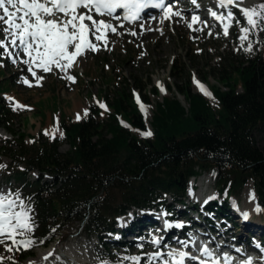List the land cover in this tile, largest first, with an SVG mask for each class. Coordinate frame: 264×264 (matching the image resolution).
Segmentation results:
<instances>
[{"label":"trees","instance_id":"obj_1","mask_svg":"<svg viewBox=\"0 0 264 264\" xmlns=\"http://www.w3.org/2000/svg\"><path fill=\"white\" fill-rule=\"evenodd\" d=\"M232 34L235 38L237 28ZM251 42V51L219 55L216 65L207 66L225 87L208 84L217 111L194 91L189 75L185 86L176 85L187 108L174 93L156 101L141 95L151 105L148 122L126 80L107 99L110 111L92 104L81 122L60 120L62 137L48 139L39 131L36 141L27 143V135L12 130L9 111L0 104V126L12 135L0 156L23 165L8 177L20 185L34 224L30 248L6 252L0 245V256L23 264L37 250L63 243L72 228L104 243L101 232L112 229L115 217L132 206L158 204L166 194L180 200L189 180L202 172L211 175L218 191L204 205L216 217L229 216L230 197L239 196L248 183L264 207V41L252 37ZM173 68L174 73L175 63ZM134 87L139 93L145 88L140 82ZM149 92L158 94L154 86ZM148 123L152 135L145 137L140 133L150 131ZM61 139L69 144L67 152L58 150ZM33 168L37 177H27Z\"/></svg>","mask_w":264,"mask_h":264},{"label":"rangeland","instance_id":"obj_2","mask_svg":"<svg viewBox=\"0 0 264 264\" xmlns=\"http://www.w3.org/2000/svg\"><path fill=\"white\" fill-rule=\"evenodd\" d=\"M247 1L249 6L264 3V0ZM178 11L181 13L180 17L175 16L164 20L160 16L143 30L141 28L135 30L118 28L114 34L109 32L107 48L101 46L99 51H86L84 55L77 58L73 67L68 70L67 75L75 78L74 83L65 78V73H60L58 70L46 74L37 69V75L42 76L43 79L39 86H36L35 80L26 70L27 66L21 64L19 59L13 65V58L0 57V104L9 111L7 118L12 130L27 135L25 138L27 143L36 141L39 131L44 133L47 131L45 135L48 139L62 137L63 134L60 129L62 118L80 122L85 118L84 110L92 104L99 107L103 103L106 107L100 108L110 111L108 105L105 104L107 99L110 101L120 90V87L124 86L126 80L130 82L129 89L132 90L133 95L139 96L140 102L145 105L146 112L143 113L147 121L151 118V105H146L142 101L141 95L156 101L165 95L174 93L181 104L187 108L188 105L184 97L177 93V84L185 86L186 78L192 75V87L195 92L204 94L196 86V80L205 84L208 93L207 85L209 83L217 84L225 89L224 85L219 80L217 81L216 76L212 72H208L207 66L216 65L220 60L219 55L231 52L233 55L240 56L242 53L249 52L245 51V48L248 47L252 37L264 41V30H262L264 23L256 31L247 33L246 40L239 42L238 39L224 35L219 29L201 30V26H193V29H200L199 31L189 29L187 25L190 21V13L186 12V8H181ZM235 11L240 23H237L236 20L230 21V32L235 27H240V29L243 26L248 27L239 11ZM131 32L137 34L132 35ZM0 39H3L2 32H0ZM251 47L253 49V42H251ZM174 63L176 70L173 73ZM22 77L28 78L33 86L28 87L21 83ZM137 82L142 83L145 87L140 90V93L134 87ZM152 86L157 88V95L150 96L149 90ZM204 96L210 99L214 110L217 111V104L211 95L204 94ZM7 97H12L15 103L25 107L14 111L13 104L8 102ZM75 103L80 104L79 109L75 108ZM78 113L81 115L80 120L76 119ZM2 130L7 132L0 126V133ZM7 133L5 137L0 135V147L12 141V135ZM69 148L65 139L59 141L58 150L60 152H67ZM0 165H4V167H0V188L13 193L19 192L25 206L32 209L25 201L19 184L7 177L8 171L17 168L18 165L11 162L6 156H0ZM19 166L21 167V165ZM194 182L195 186L192 192V180H189L181 201H172L173 199L169 194L165 195L166 198H163L164 200L160 204L162 206L170 204L172 211L169 215L175 213L176 218L179 216L176 215L177 205H184L187 208L188 204H198L203 199L205 200L208 195H217L218 191L209 173L198 174ZM253 191L252 184L248 183L239 196L232 195L230 198L238 203V208L247 210L255 223L264 225V207L257 205ZM159 200L161 199L157 201ZM145 208L150 211L154 209L150 205L141 208L132 206L114 219L113 227L118 229L121 221L137 217ZM32 214L31 211L29 215L32 217ZM205 214L212 217L211 213H204L201 216ZM250 220L252 219L250 218ZM219 221L216 218L213 222L219 223ZM70 231L63 243L58 241L52 243L48 248L39 249L36 255L28 258L24 264H104V262H108V264H131L130 261L122 260L124 256H141V264H147L146 257H143L141 252L138 253L136 247L143 245L145 248H153L155 244L149 240L160 238L157 231L152 232L140 243L134 245L129 243L131 237L128 236L123 238L124 245L116 246L108 237L107 230H101L104 244H100L97 238L84 237L82 234L74 232V228ZM214 236L216 237V233ZM50 248H53V252H51L53 255L48 260L36 259L39 252Z\"/></svg>","mask_w":264,"mask_h":264},{"label":"snow or ice","instance_id":"obj_3","mask_svg":"<svg viewBox=\"0 0 264 264\" xmlns=\"http://www.w3.org/2000/svg\"><path fill=\"white\" fill-rule=\"evenodd\" d=\"M192 2L195 3V0ZM218 2L221 8L231 6L232 9L238 10L246 21L248 27L241 28L245 34L240 37L241 40H246L247 33L256 31L264 23V3L245 6V0H218ZM149 7L163 10L164 19L181 16L179 11H173L167 6L164 0H0V32L3 33V39H0V50H2L0 57L6 56L9 59L15 57L12 59L13 63L19 59L23 65L27 66L26 70L35 80L36 86H39L43 79L42 76L37 75V69L46 74L58 70L60 73H65V78L74 83L75 78L67 75V72L73 67L77 58L84 55L86 51L96 52L101 46L107 48L108 33L117 32V26L95 17L119 20L121 17L116 13L118 9H121L124 12L122 19L131 23L138 21L141 11ZM210 14L217 20H236L240 23L232 10L227 12L226 17L217 15L215 11ZM198 22L203 21L199 16L193 15L187 26L193 29V25ZM143 28L144 25L141 24V29ZM193 30L199 31L200 29ZM131 34L136 35L137 33L131 32ZM224 35H228V25L224 26ZM251 50V42H249L245 51ZM20 82L28 87L33 86L28 78L22 77ZM201 91L205 95H210L202 86ZM6 99L13 104L14 111L25 107L15 103L12 97ZM136 102L140 111L146 112V107L140 102L139 96H136ZM99 107L105 108L106 106L101 103ZM87 116L88 110L85 109L84 117ZM76 119H81L79 113ZM140 134L145 137L152 135L150 131H142ZM256 210L259 211V209ZM31 211L32 209L25 206L19 192L13 193L0 188V245L4 246L6 252L27 250L33 245L34 241L28 235L34 229V224L31 222L32 217L29 215ZM244 218L247 219L246 213ZM166 226L170 227V225ZM160 242L158 239L152 241L156 245ZM181 243L185 246L187 244V242ZM138 247L142 248L143 245H138ZM199 252V257L190 255L186 251L170 252L168 255L170 257L179 256V260H175L173 264H185L186 259L198 261V264H220L219 258H213V252L207 247H201ZM52 255L53 253L49 252L43 259L48 260ZM161 255L159 251L147 254V264H158ZM5 260L14 264L13 257L0 256V264H4ZM122 260L130 261L131 264H141L142 257L124 256ZM223 261L224 264H232L227 255L223 257ZM243 264H252V262L245 260Z\"/></svg>","mask_w":264,"mask_h":264},{"label":"bare ground","instance_id":"obj_4","mask_svg":"<svg viewBox=\"0 0 264 264\" xmlns=\"http://www.w3.org/2000/svg\"><path fill=\"white\" fill-rule=\"evenodd\" d=\"M249 2L245 0V6H249ZM197 10L201 9V6H198L196 8ZM185 22V21H183ZM245 35L243 32H241L239 36V41H243L240 39L241 36ZM15 59V57L13 58ZM13 63V62H12ZM15 63H13L14 65ZM196 86L201 91V86L203 89L206 90L205 84L203 82L196 80ZM203 92V91H201ZM76 109L80 108V104L75 103L74 104ZM8 133L4 130L1 131L0 135L6 136ZM253 188V187H252ZM241 193V192H240ZM254 193V191H253ZM255 196V194H254ZM256 199V197H255ZM177 211L176 215H181V211L183 208L180 205H177ZM248 211L245 209H241L240 207L237 210H234L232 215L233 221H219V223H215L212 225H206L203 223V221L199 218H197L194 215H191L190 217H186L185 219H177L175 221L168 220L163 214L158 213L157 211L151 212L149 210H144V212L140 213L144 215V220L147 222H150L149 224H157V226L160 228V238L171 235L178 238L181 237H188L191 235V232L189 228L186 227L185 224H180L179 221L185 222L186 224L190 225L193 228V231L195 232L194 236L196 237V244L201 245V238L209 237V238H215V233H218V235L221 237L222 243L233 245L234 247H238L241 252H245V250H257L259 254L256 256L260 258L262 255V251H260L261 244L259 240L262 238V235L264 234V225H260L259 223H255L253 217H251L250 213H247ZM247 214V219L244 218V214ZM250 218L252 220H250ZM166 225H170L166 226ZM177 225H180V227H177ZM156 227L150 230V228L147 229V234H150L155 231ZM113 237H115L113 235ZM135 238V237H134ZM190 238V237H189ZM159 246H162V244H158ZM198 246V249H199ZM153 248H144L142 251H139L143 254V257H146L147 254H151L153 251ZM53 252V248L46 249L45 251H41L38 253L36 259H43L45 255L48 253ZM102 257V256H101ZM189 260L188 262H190Z\"/></svg>","mask_w":264,"mask_h":264}]
</instances>
